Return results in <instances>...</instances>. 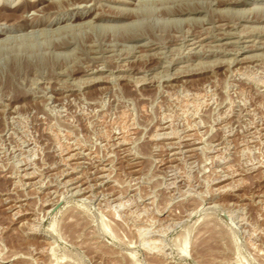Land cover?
<instances>
[{
    "label": "rangeland",
    "instance_id": "1",
    "mask_svg": "<svg viewBox=\"0 0 264 264\" xmlns=\"http://www.w3.org/2000/svg\"><path fill=\"white\" fill-rule=\"evenodd\" d=\"M80 1L0 0V264H264V0Z\"/></svg>",
    "mask_w": 264,
    "mask_h": 264
},
{
    "label": "bare ground",
    "instance_id": "2",
    "mask_svg": "<svg viewBox=\"0 0 264 264\" xmlns=\"http://www.w3.org/2000/svg\"><path fill=\"white\" fill-rule=\"evenodd\" d=\"M81 1H83V0H81ZM80 1V2H81ZM236 1V0H235ZM77 5V4H76ZM174 9L175 8H173V9H171V10H173L174 11ZM132 10V9H131ZM192 10H194V8H191V7H176V9H175V11L176 12H186V11H191L192 12ZM90 13L88 12V13H83V12H77L75 15H68V16H63V17H54V19H52V20H35V21H32V22H30L29 24H30V26H36V25H40V24H42V23H47V24H56V23H59V22H62V21H64V20H72V21H76V20H78V19H83V18H85L87 15H89ZM129 14V13H128ZM131 14V13H130ZM263 15V14H262ZM114 16H116L117 18H124V17H126V13L125 12H119L118 14H116V15H114ZM96 18H100L101 16H99V15H96L95 16ZM261 17V16H260ZM259 17V18H260ZM29 24H27V25H29ZM22 26V25H21ZM11 28L12 27H10V28H8V27H5V29H1L0 28V35H2V34H4L7 30H11ZM25 28V27H24ZM230 33V32H229ZM129 35H127L126 36V38L128 37ZM133 36V38H134V35H132ZM136 37V36H135ZM31 38V37H30ZM67 38V37H66ZM131 37L129 36V39H130ZM128 39V38H127ZM128 39V40H129ZM135 39V38H134ZM139 39V38H138ZM260 42V41H259ZM67 45H69V41L68 40H66V39H60V40H56L54 43H53V46L54 47H65V46H67ZM145 45V44H144ZM147 45V44H146ZM145 45V46H146ZM202 49V48H201ZM48 50V49H47ZM127 51V50H126ZM47 52V51H46ZM63 53V52H62ZM25 61V60H24ZM11 63V62H10ZM24 63V62H23ZM25 64V63H24ZM73 64V63H72ZM21 65V64H20ZM28 65H29V63H28ZM27 65V66H28ZM26 66V67H27ZM76 68V67H75ZM11 69V68H10ZM24 69V68H23ZM75 70V69H74ZM73 70V71H74ZM80 71V70H79ZM71 72V71H70ZM77 72V71H76ZM248 75V74H247ZM153 79V78H152ZM143 82V81H142ZM123 131V130H122ZM171 134V133H170ZM173 136V135H172ZM200 136V135H199ZM186 137V136H185ZM187 138V137H186ZM185 138V139H186ZM192 138V137H191ZM195 138V137H194ZM159 139V138H158ZM120 141V140H119ZM123 142V141H122ZM196 142L197 141H195L194 139H189V141L187 142V143H184L183 145H179V146H175L174 147V149H176V150H178V151H173V156H175L177 153H180L182 150H181V147H190V146H193V145H195L196 144ZM174 145V144H173ZM170 148V147H169ZM193 148H189V149H187V150H185V151H189V150H192ZM81 152V151H80ZM183 152V151H182ZM64 154V153H63ZM170 154V155H171ZM161 159V158H160ZM170 159H175L174 157L173 158H170ZM169 159V160H170ZM31 176V175H30ZM102 176V175H101ZM96 179V178H95ZM75 181V180H74ZM40 182V181H39ZM72 183V182H71ZM63 184V183H62ZM52 185V184H51ZM76 186V185H75ZM78 186V185H77ZM80 190V189H79ZM87 191V190H86ZM82 192V191H81ZM80 193V192H79ZM57 195V194H56ZM74 195V194H73ZM158 241V240H157ZM154 246V245H153Z\"/></svg>",
    "mask_w": 264,
    "mask_h": 264
}]
</instances>
